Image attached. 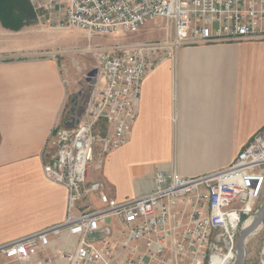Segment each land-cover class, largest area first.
<instances>
[{
	"label": "built area",
	"instance_id": "built-area-1",
	"mask_svg": "<svg viewBox=\"0 0 264 264\" xmlns=\"http://www.w3.org/2000/svg\"><path fill=\"white\" fill-rule=\"evenodd\" d=\"M29 1L38 20L89 35L136 32L156 18L170 26L161 41L86 49L102 85L80 110L68 106L43 167L67 190L65 219L5 243L0 254L15 264H234L239 229L264 193V125L228 167L194 177L156 173L152 191L124 201L108 197L89 173L95 157L129 140L141 81L158 62L181 45L264 38V0ZM51 236L60 249L33 259Z\"/></svg>",
	"mask_w": 264,
	"mask_h": 264
},
{
	"label": "crops",
	"instance_id": "crops-1",
	"mask_svg": "<svg viewBox=\"0 0 264 264\" xmlns=\"http://www.w3.org/2000/svg\"><path fill=\"white\" fill-rule=\"evenodd\" d=\"M26 27L0 25V247L66 216L67 190L43 167L71 86L56 59L35 57L54 36ZM263 125L264 38L181 45L143 77L129 140L95 157L89 177L117 202L131 199L154 189L156 173L194 177L228 167ZM61 244L51 236L33 259L52 257ZM0 264L15 263L0 254Z\"/></svg>",
	"mask_w": 264,
	"mask_h": 264
},
{
	"label": "rangeland",
	"instance_id": "rangeland-1",
	"mask_svg": "<svg viewBox=\"0 0 264 264\" xmlns=\"http://www.w3.org/2000/svg\"><path fill=\"white\" fill-rule=\"evenodd\" d=\"M168 26L170 25L166 19L156 18L147 22L144 27L136 32L117 30L108 34L93 33L89 35L85 31L74 28H57L36 18L26 28L49 31V35L54 36L53 44H47L46 48L42 47L34 50L35 54H37L35 57H49L57 60L61 67L63 78L71 86L69 106H73L78 111L88 100L91 92L102 85V80L98 73L88 75L94 66V55L90 51H86L88 47L161 41L166 37ZM38 43H43V40L38 39ZM3 56L8 57V54ZM263 200L264 193L260 200V205ZM254 218L255 215L252 222ZM248 224L250 223L245 224L244 227L249 226ZM245 247L246 264H264V253L262 252L264 247V217L259 225L253 229L251 235L248 236Z\"/></svg>",
	"mask_w": 264,
	"mask_h": 264
},
{
	"label": "trees",
	"instance_id": "trees-1",
	"mask_svg": "<svg viewBox=\"0 0 264 264\" xmlns=\"http://www.w3.org/2000/svg\"><path fill=\"white\" fill-rule=\"evenodd\" d=\"M36 20L29 0H0V25L11 31H19Z\"/></svg>",
	"mask_w": 264,
	"mask_h": 264
},
{
	"label": "water",
	"instance_id": "water-1",
	"mask_svg": "<svg viewBox=\"0 0 264 264\" xmlns=\"http://www.w3.org/2000/svg\"><path fill=\"white\" fill-rule=\"evenodd\" d=\"M96 70L93 69L91 70L88 75H95ZM264 217V200L259 207L258 211L256 212L255 218L252 222L251 227H243L241 228L239 235L237 237V242H236V259L234 264H246V247H245V242L252 232V230L259 225V223L262 221Z\"/></svg>",
	"mask_w": 264,
	"mask_h": 264
},
{
	"label": "bare ground",
	"instance_id": "bare-ground-1",
	"mask_svg": "<svg viewBox=\"0 0 264 264\" xmlns=\"http://www.w3.org/2000/svg\"><path fill=\"white\" fill-rule=\"evenodd\" d=\"M248 225H249V226H247V227H251V226H252V222H251L250 224H248ZM250 225H251V226H250ZM252 232H253V230H252ZM252 232H251V233H252ZM251 233H250V235H251Z\"/></svg>",
	"mask_w": 264,
	"mask_h": 264
}]
</instances>
